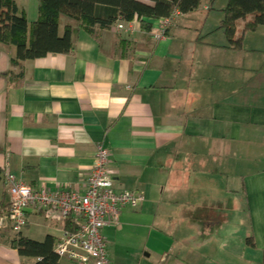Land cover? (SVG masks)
Here are the masks:
<instances>
[{"label":"crops","instance_id":"crops-1","mask_svg":"<svg viewBox=\"0 0 264 264\" xmlns=\"http://www.w3.org/2000/svg\"><path fill=\"white\" fill-rule=\"evenodd\" d=\"M15 1L33 22L37 0ZM212 2L180 14L159 42L153 20L131 35L78 29L69 54L19 65L0 45L2 174L83 191L102 144L115 190L143 194L102 230L110 264H264V26L244 32L239 20L233 45L217 30L225 5L212 12ZM227 195L240 202L237 229L220 205H203ZM8 204L2 176V215ZM26 215L21 236L33 241L71 227L53 210ZM36 261L0 236V264Z\"/></svg>","mask_w":264,"mask_h":264},{"label":"trees","instance_id":"trees-1","mask_svg":"<svg viewBox=\"0 0 264 264\" xmlns=\"http://www.w3.org/2000/svg\"><path fill=\"white\" fill-rule=\"evenodd\" d=\"M149 1L152 4L138 0H37V17L29 23L26 13L15 0H0V45L14 47L15 55L11 63L19 65L48 54H69L74 48L78 29L96 34V31H108L117 21H124L136 22L148 32L151 21L169 17L174 11L188 14L200 5V0ZM222 13L224 16L217 30H222L233 45L240 44V39L234 40L239 20L244 21V32L264 26V0H228ZM62 19L70 23L60 33ZM2 176L0 169V184ZM8 209L9 204L6 212ZM65 228L74 229L68 224ZM0 232V236L20 257L36 259V264H60V259L54 253L53 237L47 236L37 242L21 234L10 237V229ZM247 243L253 244L251 239H247Z\"/></svg>","mask_w":264,"mask_h":264},{"label":"built area","instance_id":"built-area-1","mask_svg":"<svg viewBox=\"0 0 264 264\" xmlns=\"http://www.w3.org/2000/svg\"><path fill=\"white\" fill-rule=\"evenodd\" d=\"M179 15L174 11L171 16L157 21L156 28L151 31L156 42L166 38ZM135 24L117 21L108 30L115 35H131ZM3 178L8 188L9 209L0 218V230L10 229L13 235H19L27 226L28 209L53 210L58 222L63 226L69 222L74 228L61 231L54 243V253L59 259H67L73 264H110L103 228L117 226L123 208L135 210L144 202L141 192L115 190L109 152L102 144L96 145L93 167L83 191L34 189L8 171L3 173Z\"/></svg>","mask_w":264,"mask_h":264},{"label":"rangeland","instance_id":"rangeland-1","mask_svg":"<svg viewBox=\"0 0 264 264\" xmlns=\"http://www.w3.org/2000/svg\"><path fill=\"white\" fill-rule=\"evenodd\" d=\"M18 1L22 2V0H18ZM34 1L36 2V0H34ZM203 1H205L208 5H210L211 0H203ZM227 2H228V0H213V2H212L213 11L212 12H216L218 10V7H220V5L226 6ZM27 9L29 11L31 8L27 7ZM28 15H29L28 21L30 22L32 16H30V13ZM222 15H223V13H222ZM230 196H232V195H227L225 198H222V199L214 201V202L208 201V202L203 203L204 208L207 205L210 207V205H213V203H214V204H217L218 207L220 205L221 209L229 212V216H228L229 226L227 227V229H229V230L233 229L234 227H235V229H237V217H235V213H237V211L240 209V202L238 201V199H233Z\"/></svg>","mask_w":264,"mask_h":264}]
</instances>
